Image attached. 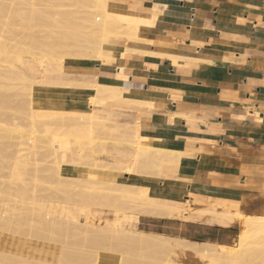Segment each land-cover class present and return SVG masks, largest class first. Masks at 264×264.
<instances>
[{
    "label": "crops",
    "instance_id": "crops-1",
    "mask_svg": "<svg viewBox=\"0 0 264 264\" xmlns=\"http://www.w3.org/2000/svg\"><path fill=\"white\" fill-rule=\"evenodd\" d=\"M114 3L158 15L153 24L142 20L141 30L184 47L176 59L127 54L119 72L98 64L83 70L93 80L155 95L158 106H110L113 122H146L168 150L181 153L180 164L164 165L162 173L184 182L192 210L264 215V0ZM125 115L129 120L120 121ZM146 217V232L204 245L233 246L240 231V222L207 213Z\"/></svg>",
    "mask_w": 264,
    "mask_h": 264
},
{
    "label": "rangeland",
    "instance_id": "rangeland-1",
    "mask_svg": "<svg viewBox=\"0 0 264 264\" xmlns=\"http://www.w3.org/2000/svg\"><path fill=\"white\" fill-rule=\"evenodd\" d=\"M30 2L36 3V5L33 6ZM96 10L98 8L94 7L93 0H0V264H41L44 258H50L53 264H167L165 259L174 255L175 262H172L173 264H202L203 262V264H207V259L196 257L190 252L182 254L175 246L176 242L179 244L187 242L193 244L194 242L146 232L152 228L149 225L151 222L146 217L151 215L140 209L135 211L138 218L142 216L136 229L144 230L148 234L147 237L150 241L146 244L133 243L123 233H102L87 229L75 231L63 229V227H56L52 231H38L34 228V221L31 223L32 219L26 212L27 207L31 204L39 207L56 203L60 207H72L76 204L77 194H86L89 190L87 188L89 181L86 180L84 182V180L68 178L67 181H62L59 184L53 177L43 182L40 178L34 177L33 171H31L34 168L41 169L49 165L53 167L62 165L64 168H68L72 162L90 168L92 159L88 155L92 150L89 152V148V150L82 149L77 139L71 137L70 148L67 151L50 148L47 139L40 138L31 143H25L23 150L18 149L17 142H27V136L31 134L39 136L41 131L47 128L48 130L57 126L70 128L74 124L77 111L81 109V106L73 98H61L58 93L61 90L75 93L79 87L71 82L67 83L69 86L55 85V82L57 80L93 81L91 76H83L82 72L92 65L101 66L104 54L98 55L96 58L93 53H90L91 51L95 52L92 41L97 39L112 40L111 32L108 31L110 27L102 19V10L99 8V11L102 12L99 14ZM104 26H107L108 29ZM116 31L123 34V37L120 35L118 41L119 47L126 45L127 49L132 48L133 50V52L125 50L126 54L136 52L141 54V48L136 47L135 49L131 44L132 39L136 38L132 27L119 24ZM125 42L126 44H124ZM147 45L150 46L149 43H144V49H147ZM95 55H97L96 52ZM29 65H31V69H28ZM15 69L22 70L21 76H19V72L18 74L14 72ZM7 74L10 75L9 78ZM21 78H25L27 82L22 81ZM27 78H32V81L35 80L36 84H39L36 85L34 81L33 87H31L32 81L30 80V90L29 85H26L29 84ZM50 79L54 83L49 82ZM41 80H43L42 83H40ZM43 82L49 86L42 85ZM103 107L96 103L92 104L93 109ZM109 117L113 121V115ZM123 118L130 117L125 115L120 121H123ZM115 135L117 134L111 130L97 127L90 129L85 135V140L100 141L103 138H113ZM61 154L66 155L62 156ZM14 155L29 156L28 167L30 170L27 171L28 174L19 176L14 173L13 164L11 165ZM59 160H62L60 164L57 163ZM164 165L177 164L165 162L160 166L161 172ZM145 171L147 174L140 172L133 175L135 180L123 179L124 181L116 182L109 179L102 184H105L107 190L111 188L113 193H123L139 200L140 196L137 194L139 188L147 186L140 182V177H153L156 170L150 168ZM106 183H110V185H106ZM90 184L92 185V182ZM94 184H96L95 181L92 187L98 186L97 190L104 188L102 184L98 183L97 186ZM104 190L106 191V188ZM103 208H93L92 213L111 217L112 213L105 210L107 208ZM187 212L190 214L187 215ZM230 212L232 211L192 210L187 202V205L183 206L172 218H188L193 213H207L214 218L226 219ZM233 213L240 216L232 220L233 223L240 222L238 224L240 231L243 216L250 218L264 216L235 211ZM24 217L27 218L26 222L30 223L31 227L34 226L33 228L29 227L30 230L32 229L31 231L26 228L28 224L24 221ZM238 237L232 247L238 246ZM251 241V250L240 259L239 264H242V261L244 264H264V239L256 237ZM195 245L224 249L231 247L199 243H195ZM174 249L178 252L176 253ZM10 254L14 256L11 257ZM27 255L29 259L26 258Z\"/></svg>",
    "mask_w": 264,
    "mask_h": 264
},
{
    "label": "bare ground",
    "instance_id": "bare-ground-1",
    "mask_svg": "<svg viewBox=\"0 0 264 264\" xmlns=\"http://www.w3.org/2000/svg\"><path fill=\"white\" fill-rule=\"evenodd\" d=\"M93 2H94V7L98 8V10H96L98 14L99 12H101L99 11V8L102 10L103 12V13L101 12L102 19L107 24V26L110 27L108 29L107 26H104V28H107L108 31L111 32L110 35L112 39L111 41H105L103 39H97L94 41L91 40L93 42L92 46H94L93 49H95L97 55H95V52L94 51L92 52L91 49H90L91 51L90 53H93L95 57L104 54V57L101 60L102 65L111 67L112 69H116L117 72H119L125 67L124 60H125V56L127 55L125 53L126 52L125 50L133 52L132 48L127 49L126 45H125L126 47L122 46L121 48L118 45L119 38L121 37L120 35H122L123 37V34H120L119 31L118 32L116 31V28L118 27L119 24L133 28L136 38L132 39L133 42L131 44L134 45L135 49L136 47L141 48L140 51L141 54H148V55L153 54L154 56H156L155 58H158L160 56H165L171 59H176L180 57L178 50L180 48H183L184 46L171 43L168 39L158 35L148 36L144 31H142L139 28L140 22L144 19L147 21L146 22L147 24H153L154 22L156 23L158 21V15L146 14L145 17L142 14L125 12L124 10L121 11L115 6L114 3L115 0H93ZM30 3L33 4V6L36 5V3H32V2ZM144 43L145 44L149 43L150 46H155L156 50L149 51L147 49H144L145 48ZM124 44H126V42ZM90 46L88 45V47ZM123 47L125 49H122ZM95 68L96 66L92 65L87 67V69L85 70L94 71ZM28 69H31V65L28 66ZM21 71L22 70L20 69L14 70L15 73L17 74L18 72L20 73L19 76H21ZM9 76L10 75H8V78ZM22 79L23 78H21V80ZM27 80H29L28 82L29 84L26 85L27 86L29 85L30 87V82L32 81V78H27ZM22 81L27 82L25 78ZM34 81L31 82L32 83L31 87H33L32 85ZM42 81L43 80H41L40 83H42ZM49 82H51V79ZM70 82L77 85V87H79L78 91L76 92L74 91L75 93H67L64 90L60 89L61 92H59L58 95L61 98H66V97L73 98L75 102L79 103V105L81 106V109L77 111L74 124L70 128H63L61 126L59 127L57 126L54 128H50L49 130L48 128L44 129L41 131V134L39 136L31 134L26 137L27 142L18 141L17 146L19 150H23L25 143H31L36 139L41 138L42 140L43 139L48 140V146H50V148H53L57 151H67L70 148L71 137H74L75 139L78 140L79 144L82 146V149L89 148L90 149V150L88 149L89 152L92 150V152H90L88 155L91 156L90 158L92 159V162L90 163L91 165L90 168H85L82 167V165L80 164H76L72 162L71 163L72 165L68 168H64L62 165H57L54 167L49 165L47 167L44 166L41 169L34 168L33 170H31L33 171L32 175L34 174V177L40 178L43 182L48 181L49 179L54 177L57 179L59 184L62 181H67L68 178L70 180L77 179L81 181L84 180V182L89 181L87 187L89 188V190L88 192L86 190L87 192L86 194L83 193L77 194V199L75 200L76 204L72 207H63V206L60 207V205L56 203H51L49 206L41 205L39 207H35L32 204H31L32 206L28 205L29 207H27L26 212L29 215V218L32 219L31 223H33L34 221L35 225L34 224L33 225L35 227L34 226L33 227L36 228L38 231L39 230L52 231L56 227L57 228L63 227V229L66 230L71 229L75 231L77 229L78 231H80V229L81 230L87 229L92 231L95 230L96 232H102V233L103 232H111L115 234L123 233L128 237L129 241L133 243L146 244L150 241L149 237H147L148 234L142 230L136 229V225L139 219L135 212L137 209H140L144 213H147L148 215H151L153 217L172 218V216L178 213L183 206L187 205V195L184 194L182 190L184 182H178L174 179L173 180L168 179L160 170V166L165 162H171L177 165L180 164L181 153L179 151L173 152L171 150H168L167 146L165 145L166 141L161 138L162 135L159 136L158 134L157 135L153 134L154 131H152V127L146 122L137 120V122L132 124L130 123L117 124L111 121L109 119V116H111L112 114L109 110V107L112 105L114 106L116 105L117 108L122 107V105H128L129 106L128 108H130L131 105L132 106L136 105L140 107L158 106L156 103L157 102L156 97L154 94L142 93L140 91H135L125 87L123 88L117 84H112L108 82L103 83L102 81H98L97 79L93 81L57 80V82H55L56 83L55 85L58 84L68 85L67 83ZM45 84L46 86H49L47 85L46 82ZM45 84L43 82L42 85ZM38 87L41 88V86ZM48 90L49 89L47 87V91ZM55 93L57 94V92ZM95 103L96 105L98 104L104 107L93 109L92 104ZM97 127L111 130L117 135H115V137L113 136V138L110 137V138H103V140L100 139V141H86L85 135L90 131L91 128H97ZM61 155L65 156L66 154L64 155L61 154ZM68 156H72V155H68ZM29 160H30L29 156L14 155L13 163H11V165L13 164L12 166L14 173H16L19 176L21 175L24 176V174L26 173L28 174L27 171L30 170L28 167ZM60 162H62V160H59L57 163L60 164ZM150 168H154L156 171L153 177L150 175H149L150 177H146V176L140 177V182H142L143 184H147V186H143L139 188V191L137 192V194L140 196L139 200H136L133 197L129 195H125L123 193H117V192L113 193L114 191L111 192L110 190L111 188L109 187L108 190H110V192H108L107 187L104 186L105 184L104 185L102 184L107 182L109 179L116 182L122 181L123 179L135 180L136 179L134 177L135 174L140 172H143V174L145 173L147 174L145 169H150ZM40 173L44 175H41ZM29 174L31 175L30 172ZM91 180H94L96 184L98 183L99 185L102 184V186L106 188V191L104 190V188L97 190L96 188L98 186L96 184H94V186L96 185L97 187H92L94 181ZM90 181L92 182V185L91 184L89 185V183H91ZM150 183H152L153 185L152 184L149 185ZM106 185H110V183H106ZM103 207L107 208L105 210H108L112 213L111 217L95 215L92 213L94 211L93 208L104 209ZM26 212H25V216H26ZM237 217L240 216L235 215L233 212H230L228 213L226 217V221L224 222L232 221L234 218ZM26 219L24 220L25 222ZM242 220L243 222L238 237L237 247L231 246L224 249V248H216L214 246L201 247L195 245V243L190 244L188 242L185 244H179L178 242L176 243L171 242V243H175L176 248L179 249V251L182 254L186 252H190L196 255V257L198 256L199 258L202 259L204 258L205 260L207 259L208 261L207 264H239V262L241 261L240 259L247 252L251 250L250 249V245L252 243L251 240L256 237L260 239L262 238L264 239V216L257 218H250L243 216ZM27 224L28 225L26 226L28 227L26 228L29 229L28 231H31L32 229L30 230L29 228L31 227V224L30 223ZM10 255L11 257L14 256L13 254ZM174 256L165 259L166 263L173 264L172 262H175ZM26 258H28V255ZM35 260L37 259L35 258ZM41 261H42V257H41ZM38 262L40 263V261ZM52 262L53 261L50 260V258L49 259L44 258L41 264H53ZM242 264H244V261H242Z\"/></svg>",
    "mask_w": 264,
    "mask_h": 264
}]
</instances>
